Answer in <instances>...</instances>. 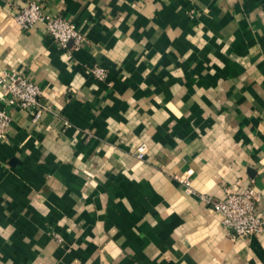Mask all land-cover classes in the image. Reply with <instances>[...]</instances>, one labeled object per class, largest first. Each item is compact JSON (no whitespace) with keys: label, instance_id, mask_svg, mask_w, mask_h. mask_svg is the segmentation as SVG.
Returning a JSON list of instances; mask_svg holds the SVG:
<instances>
[{"label":"crops","instance_id":"obj_1","mask_svg":"<svg viewBox=\"0 0 264 264\" xmlns=\"http://www.w3.org/2000/svg\"><path fill=\"white\" fill-rule=\"evenodd\" d=\"M29 1L0 0V72L48 110L10 109L0 264H264L205 202L252 186L264 220V0H40L77 49L24 32Z\"/></svg>","mask_w":264,"mask_h":264},{"label":"built area","instance_id":"obj_2","mask_svg":"<svg viewBox=\"0 0 264 264\" xmlns=\"http://www.w3.org/2000/svg\"><path fill=\"white\" fill-rule=\"evenodd\" d=\"M13 19L24 32L37 24H43L49 37L63 48L72 43V47L77 49L85 42L84 35L71 21L60 15L46 14L40 0L29 1L24 7L16 10ZM92 72L98 79L106 77L104 68L96 67ZM0 87L1 142L7 136L11 123L10 109L20 108L30 111L32 121L36 122L42 113L48 110V106L39 102L43 94L42 89L21 73L1 71ZM144 151L145 147L139 148L140 158L143 157ZM188 174L191 175L192 171L189 170ZM182 182L189 187L187 179ZM205 202L221 214L222 225L233 239L264 238V220L257 212L258 195L254 187L249 186L242 192H237L233 188L227 189L223 199L208 198ZM57 238L60 239L59 236Z\"/></svg>","mask_w":264,"mask_h":264}]
</instances>
